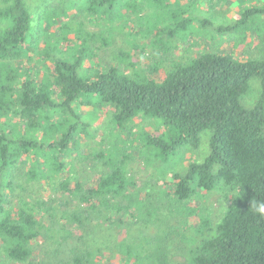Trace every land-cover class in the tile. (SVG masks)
Masks as SVG:
<instances>
[{
  "label": "trees",
  "instance_id": "obj_1",
  "mask_svg": "<svg viewBox=\"0 0 264 264\" xmlns=\"http://www.w3.org/2000/svg\"><path fill=\"white\" fill-rule=\"evenodd\" d=\"M139 1L91 0L88 10L111 18L118 6L137 10ZM0 3V59L25 56L32 45L33 21L26 2ZM192 20L187 17L167 27L166 35L174 36ZM263 20L264 6L244 7L234 23L217 30L241 33ZM51 62L53 79L43 83L23 76L14 88L0 77V114H12L31 130L24 135L0 131V236L8 241L5 254L9 259L26 261L32 253L29 242L38 236L39 229V220L28 206L18 202L13 207L4 205L8 189L13 194L16 191L8 177L11 169L23 157L25 165L28 161L34 167L32 176L43 178L50 151L70 149L73 139L84 131L86 125L74 109L76 102L84 100L109 105L114 123L122 129L138 116L155 119L161 127L158 134L141 131L140 136L147 155L159 165H166L182 150H198L206 134L205 157L174 173L169 191H160L167 199L186 201L197 189L210 191L220 183L233 187L215 228L207 230L204 223L201 247L188 264H264V216L253 207L257 201L264 202V55L238 59L203 52L175 66L163 79H136L114 67L88 76L80 71L82 55L52 56ZM4 71L0 67V73H10ZM16 76L22 77L19 73ZM51 86L58 87L56 97ZM44 128L57 137L44 133L37 139L35 133ZM103 152L107 171L88 184L65 174L67 166L53 157V170L62 173L58 191L63 193L65 204H74L66 215L76 219L78 226L102 220L125 225L129 204H122V199L134 198L144 190L127 175L121 162L110 161ZM123 264L137 263L127 259Z\"/></svg>",
  "mask_w": 264,
  "mask_h": 264
},
{
  "label": "rangeland",
  "instance_id": "obj_2",
  "mask_svg": "<svg viewBox=\"0 0 264 264\" xmlns=\"http://www.w3.org/2000/svg\"><path fill=\"white\" fill-rule=\"evenodd\" d=\"M90 1L25 0L33 19L32 45L25 56L0 59L1 69L10 72L0 73L1 79L14 88L23 76L35 83L52 80V56H84L80 71L88 76L114 67L136 79H163L175 66L203 52L238 59L264 55V20L241 33L217 30L234 23L244 7L264 6V0H140L137 10L118 6L111 18L92 14ZM187 17L193 20L169 38L167 27ZM18 73L22 77H17ZM50 89L56 97L58 87ZM74 109L86 125L84 131L73 139L70 149L50 151L43 178L32 176L34 167L28 161L25 165L23 157L11 169L8 177L16 191L6 190L4 205L13 207L18 202L28 206L39 220V229L38 236L29 242L32 253L23 262L8 258V241L0 236V264H123L127 259L137 264H188L201 247L204 223L207 230L215 228L233 187L218 183L210 191L197 189L186 201L167 199L160 191H169L174 173L205 157L207 135H202L198 150H182L166 165H159L147 155L140 136L141 131L158 134L161 127L155 119L138 116L122 129L114 123L109 105L83 100L76 102ZM46 130H38L37 139ZM0 131L24 135L31 130L6 113L0 114ZM47 136L55 138L57 134L48 132ZM102 152L110 161L121 162L127 175L144 190L134 198L122 199V204H129L125 225L102 220L78 226L76 219L66 215L74 204H65L63 193L58 191L62 173L53 170V157L67 166L65 174L88 184L107 171Z\"/></svg>",
  "mask_w": 264,
  "mask_h": 264
},
{
  "label": "clouds",
  "instance_id": "obj_3",
  "mask_svg": "<svg viewBox=\"0 0 264 264\" xmlns=\"http://www.w3.org/2000/svg\"><path fill=\"white\" fill-rule=\"evenodd\" d=\"M254 101H249V104H253ZM253 207L255 208V211L261 214V216H264V202L257 201Z\"/></svg>",
  "mask_w": 264,
  "mask_h": 264
}]
</instances>
